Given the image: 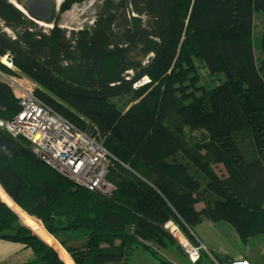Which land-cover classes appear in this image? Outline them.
<instances>
[{
	"label": "trees",
	"instance_id": "obj_1",
	"mask_svg": "<svg viewBox=\"0 0 264 264\" xmlns=\"http://www.w3.org/2000/svg\"><path fill=\"white\" fill-rule=\"evenodd\" d=\"M83 1L64 0L44 28L0 0V69L32 78L42 101L104 142L116 190L107 196L76 185L0 126L6 193L76 264H127L139 248L175 264L159 256L179 246L169 220L190 238L206 220L229 223L245 244L263 234L264 150L251 117H261L264 134V25L256 31L264 0H104L92 27L64 29L61 16ZM6 55L17 70L1 61ZM201 67L224 81L202 83ZM20 110L0 81V119ZM187 128L205 139L192 142ZM81 230L86 241L69 243ZM0 237L31 247L36 260L28 264H64L1 195ZM217 262L228 263L202 249L198 264Z\"/></svg>",
	"mask_w": 264,
	"mask_h": 264
},
{
	"label": "built area",
	"instance_id": "obj_2",
	"mask_svg": "<svg viewBox=\"0 0 264 264\" xmlns=\"http://www.w3.org/2000/svg\"><path fill=\"white\" fill-rule=\"evenodd\" d=\"M2 59L9 67L14 66L13 60L8 55ZM1 76L12 87V91L20 101L21 110L10 121L0 119V126L7 129L15 138L25 140L31 151L41 161L61 172L76 185L107 196L112 195L116 186L107 179V176L114 158L104 146V142L78 128L42 101L36 94V83L33 80L0 71V78ZM33 220L36 225L42 227L47 234L45 236L55 237L44 226L42 220L34 217ZM22 223L25 222L22 221ZM24 225L53 248L64 264H76L72 254L60 241L62 251L45 241L44 236L34 227ZM165 227L179 240L184 235L174 220H169ZM181 244L191 261L196 263L202 254L200 247L193 245L190 241L181 242ZM228 264L252 263L246 258H240L231 260Z\"/></svg>",
	"mask_w": 264,
	"mask_h": 264
},
{
	"label": "rangeland",
	"instance_id": "obj_3",
	"mask_svg": "<svg viewBox=\"0 0 264 264\" xmlns=\"http://www.w3.org/2000/svg\"><path fill=\"white\" fill-rule=\"evenodd\" d=\"M63 1L64 0H62V2ZM103 2L104 0H84L81 3L75 4L69 11L65 12L61 16L60 19L61 26L68 31L92 27L95 23L97 14ZM241 20H242L241 11L238 9L236 3H234L232 5L230 23L232 25H236ZM36 22H38L39 26L44 28L52 27V24L42 25L41 22L39 21ZM263 25H264V20L263 18L259 17L258 20H256V31L258 33L262 30ZM1 61L5 65H7L2 58ZM9 68H11L12 70H17L15 65ZM0 71L8 73L1 69ZM8 74L19 78H24V79L28 78L33 80L32 78L22 74H14V73L13 74L8 73ZM200 75L202 80L201 82L207 85H213V84L215 85L221 83L225 79V76L223 74H220L219 76L216 77H211L209 75V71L204 67H201ZM1 78H0L1 82L8 84L3 80L4 79L3 76H1ZM34 82L36 83L35 88L37 91L38 84L36 81ZM8 85L10 86V84ZM10 88L12 89L11 86ZM260 120L261 117H259L258 114H255L251 117V124L253 126V130L255 134L258 135L257 143L259 149L264 150V134H261L259 132V129L261 128ZM186 136L192 142L203 141L206 137L204 131L202 130L192 131L189 128L186 129ZM215 169L220 175H226V170L223 165L219 164L215 166ZM202 206L203 203L198 205V207H202ZM18 216L23 221V218L20 215ZM88 234L89 233L83 230L74 233L69 243L82 244L86 241ZM52 235H54L57 239H60L57 235L55 234ZM191 235H192L191 237L192 239L186 236L185 234L183 236L186 237V239L190 241L193 245L200 247L201 253H202V249H204L208 253L209 251H213L216 254V256H218L221 260L226 262L232 259L246 258L252 264H264V233L251 238V240L247 244H245L242 241V239L239 237L235 229L229 223L225 221L213 222L206 220L203 224L196 226L195 230L191 229ZM36 236L38 235L36 234ZM176 240L180 247L177 245L175 246V248L171 249V251L168 252L167 250L166 251L162 250L159 256L161 258H166L176 264H198V261L200 259L196 263H193L189 258L188 254L185 252L180 240L178 238H176ZM210 256L213 260H215V258L211 254ZM156 261L159 263L157 259Z\"/></svg>",
	"mask_w": 264,
	"mask_h": 264
},
{
	"label": "crops",
	"instance_id": "obj_4",
	"mask_svg": "<svg viewBox=\"0 0 264 264\" xmlns=\"http://www.w3.org/2000/svg\"><path fill=\"white\" fill-rule=\"evenodd\" d=\"M168 251L171 250H167V252ZM35 260V252L25 243L0 237V264H28L33 263ZM127 264L159 263L149 251L139 248L133 253Z\"/></svg>",
	"mask_w": 264,
	"mask_h": 264
},
{
	"label": "water",
	"instance_id": "obj_5",
	"mask_svg": "<svg viewBox=\"0 0 264 264\" xmlns=\"http://www.w3.org/2000/svg\"><path fill=\"white\" fill-rule=\"evenodd\" d=\"M12 2L33 20L52 25L51 22L61 7L58 0H12Z\"/></svg>",
	"mask_w": 264,
	"mask_h": 264
},
{
	"label": "bare ground",
	"instance_id": "obj_6",
	"mask_svg": "<svg viewBox=\"0 0 264 264\" xmlns=\"http://www.w3.org/2000/svg\"><path fill=\"white\" fill-rule=\"evenodd\" d=\"M60 2H62V0H58ZM62 4V3H61ZM61 6V5H60ZM56 20V16H54L53 20L51 23H54ZM42 25H46L43 22H41ZM147 79V78H146ZM0 195L2 196L3 200L18 214L23 218V221L25 222L24 224L34 227L38 232H40V234H42L44 237V240L47 241L48 243L52 244L53 246H55L56 248L60 249L61 251L63 250V248L61 247V244L67 249V246L63 243V241L61 239L57 240L55 237H47L45 235H47L42 227L40 225H36L33 217L30 216L29 214H27L4 190V188L2 187L1 183H0ZM61 244H60V242ZM181 242H188L186 237L181 236L180 239ZM234 260V259H233ZM231 261V260H230ZM228 261V263L230 262ZM227 263V264H228ZM217 264H221L219 262H217Z\"/></svg>",
	"mask_w": 264,
	"mask_h": 264
}]
</instances>
